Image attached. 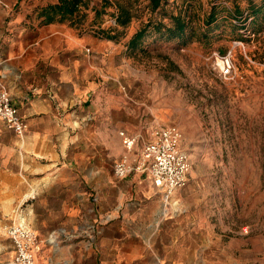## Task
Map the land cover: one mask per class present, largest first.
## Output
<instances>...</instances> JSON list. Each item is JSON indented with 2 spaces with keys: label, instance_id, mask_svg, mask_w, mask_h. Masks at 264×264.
Listing matches in <instances>:
<instances>
[{
  "label": "crops",
  "instance_id": "0c3cea01",
  "mask_svg": "<svg viewBox=\"0 0 264 264\" xmlns=\"http://www.w3.org/2000/svg\"><path fill=\"white\" fill-rule=\"evenodd\" d=\"M32 12L18 0H0V77L27 123L19 135L0 120V264L13 263L5 227L20 218L41 242L34 264H191L200 231L178 211L162 217L163 202L127 210L120 232L121 180L113 171L123 155L120 132L137 138L139 152L153 128L118 117L131 114L125 95L132 90L119 68L130 40L124 46L117 35L105 38V27L45 24ZM128 176L146 196L160 193L150 175ZM65 187L77 193L57 200ZM88 208L102 228L81 220Z\"/></svg>",
  "mask_w": 264,
  "mask_h": 264
},
{
  "label": "rangeland",
  "instance_id": "374dc122",
  "mask_svg": "<svg viewBox=\"0 0 264 264\" xmlns=\"http://www.w3.org/2000/svg\"><path fill=\"white\" fill-rule=\"evenodd\" d=\"M57 1L18 4L41 21V9ZM88 1V8L63 22L81 30L115 27L124 46L147 28L136 48L119 59L122 82L132 91L125 95L131 114L118 117L134 128L141 121L146 127L177 124L181 148L192 161L188 185L167 204L163 189L146 196L129 176L119 178L120 232L127 210L139 213V203L163 202L162 217L178 211L200 231L191 264H264V0H162L157 8L151 0ZM119 4L133 16L126 26L115 25ZM175 17L185 23L183 31ZM228 55L235 72L224 79L217 63ZM57 190V200H66L78 189ZM85 219L95 230L105 225L92 208ZM62 225L78 229L77 222L64 219Z\"/></svg>",
  "mask_w": 264,
  "mask_h": 264
},
{
  "label": "built area",
  "instance_id": "2783aa9c",
  "mask_svg": "<svg viewBox=\"0 0 264 264\" xmlns=\"http://www.w3.org/2000/svg\"><path fill=\"white\" fill-rule=\"evenodd\" d=\"M217 63L220 77L230 79L235 72L231 56H222ZM0 120L17 134L22 135L27 123L20 115L17 105L0 77ZM124 153L114 166V173L119 178L138 172L148 174L155 185L164 191L167 204L173 194L185 188L190 179L192 161L189 154L181 148L182 130L175 124H156L151 130V138L139 152L135 151L137 138L125 131L120 132ZM15 249L12 264H34L35 255L41 249V242L36 231L26 220L5 227Z\"/></svg>",
  "mask_w": 264,
  "mask_h": 264
},
{
  "label": "trees",
  "instance_id": "16d2710c",
  "mask_svg": "<svg viewBox=\"0 0 264 264\" xmlns=\"http://www.w3.org/2000/svg\"><path fill=\"white\" fill-rule=\"evenodd\" d=\"M162 0H151L152 7L157 8L160 6ZM89 7L88 0H58L55 3H50L43 7L39 12V18L42 23L48 24L53 22H63L66 19L74 17L82 8ZM118 13H116V23L121 26H126L132 20V14L130 10L124 4H119ZM98 14L99 12L96 11ZM178 22L179 28L183 31L185 29V23L180 17H175ZM115 29L101 28L100 34L105 38H112L116 36ZM147 28L144 27L136 32V34L129 41V48L134 50L140 40L146 35Z\"/></svg>",
  "mask_w": 264,
  "mask_h": 264
}]
</instances>
